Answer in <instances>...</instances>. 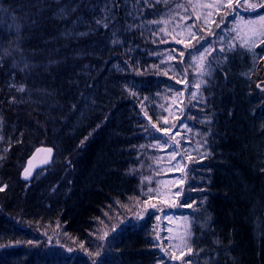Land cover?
<instances>
[{"label":"trees","instance_id":"trees-1","mask_svg":"<svg viewBox=\"0 0 264 264\" xmlns=\"http://www.w3.org/2000/svg\"><path fill=\"white\" fill-rule=\"evenodd\" d=\"M92 1L0 0V102L25 87L2 114L5 120L11 111L20 126L0 124V186L7 185L0 192V264H148L143 254L128 252L136 236L154 242L155 264H220L230 249L236 264H264V232L252 237L241 225L249 210L264 209V70L251 65L253 56L232 36L234 12L215 9L212 19L188 12L197 38L180 49L175 35L149 41L132 24L134 52L168 50L167 64L146 68L103 46L102 37L75 35L88 33L81 16ZM193 56L204 68L211 65L210 78L195 68ZM111 62L129 85L118 86L106 73ZM149 83L158 88L151 100L137 92ZM209 118L217 128L203 131ZM215 131L220 143L210 142ZM37 144L51 147L55 161L23 185L19 170ZM234 152H244L248 167L262 173L246 204L231 170L212 167L219 157L230 168ZM203 180L201 191L195 182ZM171 226L185 229L191 253L157 243ZM137 244L133 249L146 243Z\"/></svg>","mask_w":264,"mask_h":264},{"label":"rangeland","instance_id":"rangeland-1","mask_svg":"<svg viewBox=\"0 0 264 264\" xmlns=\"http://www.w3.org/2000/svg\"><path fill=\"white\" fill-rule=\"evenodd\" d=\"M206 1L208 0H167V3H164V0H161L160 3L156 4L153 0V4L149 6L143 3V0H115V4L111 3L110 0H93L90 2L85 15L81 16V19L85 21L89 31H98L100 34L102 33L101 43L103 46L116 49L119 53L124 52L127 55L125 56L127 59L133 58L135 65L138 62L146 68L155 66L163 67L164 64H167V48L151 51L148 48L141 47L138 52H134V43L131 41L132 36L130 34L131 28H129V25L132 26V24L135 23L136 30L141 35L149 38V41H151L150 39H159L163 42L165 35L174 34L176 39L181 42V44L178 45L180 49L184 39H188L193 32V28L188 27L191 25V23L188 22L190 19L188 12L194 13V15H205L206 17L213 14L210 11L203 14L199 10V7H206V5L212 8L210 4H206ZM258 1L259 0L255 1V3ZM106 3L108 7L111 8L113 17L110 21L109 29L95 24V19L103 17L104 12L102 10L105 8ZM177 4L181 5V7L177 8ZM261 15H264V11L257 15V17L243 19L237 16V20H244L245 24H240L238 21L234 24L236 27L235 36L240 39L244 51L253 56V61H251L253 64L251 65L255 67L261 63L264 57V22L258 19ZM212 17L213 16H211V18ZM154 20L158 22L151 23V21ZM113 28L116 30L115 37L112 35ZM113 39H118L120 43L114 45L112 43ZM102 44L100 47L104 49ZM257 49L260 52H258ZM46 66H48V64H46ZM113 68H116V70L113 75H110L113 76V80L116 84L121 86L125 82L129 85V81L121 78V67L117 62H112L106 71L110 72ZM43 70H45V67ZM53 75H55V73ZM152 85L153 83H149L146 87H142L141 90L137 92L140 93L142 97L146 96L151 100L153 98V91H158V88L156 87L153 89ZM242 222L245 223V220H242ZM164 238L167 239L165 244L166 248L170 247L174 250H188V246H186L187 243L183 240L185 237L182 236L179 228L170 230L169 234ZM253 240L254 238L251 237V245L255 248L259 243H254L255 240ZM130 251H132L134 255L141 254V249H129L128 252ZM167 254L171 258L173 257V254L169 251H167ZM138 263L139 262H137V264ZM233 264H236V261L234 262L233 260Z\"/></svg>","mask_w":264,"mask_h":264},{"label":"bare ground","instance_id":"bare-ground-1","mask_svg":"<svg viewBox=\"0 0 264 264\" xmlns=\"http://www.w3.org/2000/svg\"><path fill=\"white\" fill-rule=\"evenodd\" d=\"M79 33H82V32L75 33V35L80 36ZM88 35H92L95 37H101V36L96 35L95 32H92V31H88ZM230 52L233 53L232 48H230ZM221 62L223 63L226 61L221 60ZM262 68L263 67L261 65H259L260 72H262ZM115 70H116V68H113V71H115ZM254 84L256 85V81L254 82ZM17 92L10 93V94L4 96V100H2L0 102V117L4 118L5 116L2 115V114H4V110L7 108L9 109V108H11V106H13L12 103H10L9 101L11 100L12 97H15V94ZM1 95H2V93H0V97H1ZM256 99H257V97L253 96V100H256ZM5 115H6L7 119L3 120L2 122L10 123L16 128L20 126V124H21L20 120L17 119L11 113V111H7L5 113ZM8 126H10V125L8 124ZM216 128H217V125H215V124L203 123L201 125V129L203 131H210V130H214ZM259 134H260V130H257V132L254 133V135H256V136L257 135L259 136ZM125 140H126V136L124 135L123 141H125ZM217 141H218V143H220L219 138H218L216 131H215V134L211 133V135H210V142L215 143ZM227 142H228L227 139H226V142L222 141L224 148L227 147V144H226ZM242 142H243V140H242ZM239 144L240 143L237 144L238 147H239ZM43 146L44 145H42V144H37L33 147V149H38V148H41ZM209 149L212 151L214 149V146L210 145ZM240 149H242V151H243L244 148H240ZM245 149H247V148H245ZM208 153H210L211 157H213V159H214L215 153L209 152V151H208ZM229 156L231 157V162H230L231 167L230 168L227 166L224 158H219V157L216 158V160L213 162L212 167L214 170L219 169V168L225 169V170H231V172H232L231 174L234 177L235 188L237 189L239 194H241V195H242V193L244 194V197L242 198L243 200H241L240 202H243L244 204H246V203L251 201L252 192L259 188V186L253 187L252 183H256V185H257L258 180L261 178V177L259 178V176L262 175V173L259 172L258 168L254 169V171H253L251 169V167H248V165L245 163V160H244V152H234L233 154H231ZM115 164H117V167L119 165H121L117 161L115 162ZM106 172L108 174H110V173H112V170L110 171L107 169ZM108 174H106V175H108ZM206 184H207V182L205 180H203L201 182H195L196 188L201 190V191L205 189ZM258 184H260V183H258ZM124 193L125 192L122 191L120 194L124 195ZM189 201L190 200H187V199L185 200V202H189ZM137 202H141V201L138 200ZM246 208H248V207H246ZM28 220L33 222V223H37L32 219L28 218ZM243 220H245V223L241 222V225H242V229H243L242 231L243 232L245 231L244 234H248V235H251L252 237H254L256 235L257 231L264 232V209L262 211H259V212H255V210H253V209H251V211L249 210L247 218H244ZM38 224L40 226H44L40 223H38ZM55 225H57V224H54V226ZM258 238L259 237H256V239H258ZM166 242H167L166 238L161 239L160 241H157V243H166ZM131 243L134 246L133 248H136L138 246L137 243H139V244L140 243H146V244L140 246L138 249H141V254L144 255L142 257V259L144 261H147L148 264H155L159 260V257L157 256L156 251L153 249V243L154 242L148 243V242L144 241L143 237L136 236V237L132 238ZM130 259L131 258H129V260ZM233 259L234 258L232 256V249H230L224 253L221 260L220 259H218V260H220V264H233L232 263ZM218 260H216V261H218ZM7 264H11V263H7ZM74 264H85V263H84V261H76Z\"/></svg>","mask_w":264,"mask_h":264},{"label":"snow or ice","instance_id":"snow-or-ice-1","mask_svg":"<svg viewBox=\"0 0 264 264\" xmlns=\"http://www.w3.org/2000/svg\"><path fill=\"white\" fill-rule=\"evenodd\" d=\"M56 2L58 3L59 0H56ZM111 3L115 4V0H110ZM154 2L156 4L160 3L161 0H154ZM143 3L145 4H148L149 6H151L153 4V0H143ZM164 3H167V0H164ZM215 3L216 5H219V8L217 9L218 11H221V10H232V11H236L237 9L241 8V7H250L251 9L253 10H256L258 8H264V0H261V2L259 4L257 3H250L249 0H244L243 4H241V0H215ZM176 7H181V5L177 4ZM76 9L73 8L72 11H75ZM104 12V15L103 17L99 18V19H95V24L98 25V26H102L104 27L105 29H109L110 27V21L111 19L113 18L112 17V12H111V8L108 7V4L106 3L105 5V8L102 10ZM61 12H64V9L62 8L61 9ZM66 15V13H65ZM183 19V18H182ZM259 21L261 22H264V15H261L258 17ZM158 21H151V23H157ZM223 22V18H222V21ZM219 26V25H218ZM189 28H194L195 25H189L188 26ZM129 28H131V25H129ZM88 33L86 32H82V33H79L80 36H85L87 35ZM112 35L113 37L116 36V30L113 28L112 30ZM192 39H196L197 38V33L196 32H192ZM112 43L115 45V44H119L120 41L118 39H113L112 40ZM203 49V50H202ZM207 49L206 48H203V46H201V48H198L197 49V52L199 53V57L200 58H203L204 56V52H206ZM221 52H224L225 49L224 48H221L220 49ZM7 55H10V53H6ZM181 55H183V52H181ZM197 59L196 56H193V62H195V60ZM222 59L224 60H227V57H222ZM3 65L0 64V67H2ZM25 67L27 68L28 65L25 64ZM200 67L203 69V71L201 72V75L202 76H207V77H211L212 74H213V69L211 68V65H209L207 68H204L203 65H200ZM200 83L202 84H207V81L205 80H201ZM197 87H199L200 85L197 84L196 85ZM11 87H15V85H11ZM257 87L259 88L260 87V84H257ZM16 90L20 93H23L25 92V87L24 86H20L18 88H16ZM261 91H264V88H261ZM10 103H14V102H18L17 101V98L16 97H12L11 100L9 101ZM19 102H22V98H21V101ZM2 121H3V118L0 117V124H2ZM207 123H211V119L209 118L207 120ZM155 127V125H153ZM157 131H160V129L158 128ZM166 133H167V129L164 130ZM49 151H51V149H49ZM173 156L176 155L175 152L172 153ZM191 159V157H189ZM29 178V174H28V170L25 169V175H24V179L27 180ZM7 187V185H4V186H0V192H4L5 191V188ZM149 193H151L153 191V189L151 187L148 188L147 190ZM177 195H179V193H177ZM206 199V198H205ZM144 203H147V201H144ZM188 207H191V203H188L187 204ZM199 210V209H198ZM207 224V221H205L203 224L200 225L201 228L205 227ZM189 235H191V233H189ZM107 236V233H105L103 236H99L97 237V239H100V240H104ZM28 244H32L33 242L32 241H27ZM217 244L220 243V241H216ZM0 247H5V245L3 244H0ZM81 247H83V244L81 245ZM200 251H203V249H201ZM188 252L191 253L192 252V247L191 246H188ZM100 251L97 250L95 252V256H100ZM89 255L92 256L93 253L89 252ZM198 255V253H197ZM186 264H196L195 261H188L186 262ZM205 264H208L207 260L205 261Z\"/></svg>","mask_w":264,"mask_h":264},{"label":"water","instance_id":"water-1","mask_svg":"<svg viewBox=\"0 0 264 264\" xmlns=\"http://www.w3.org/2000/svg\"><path fill=\"white\" fill-rule=\"evenodd\" d=\"M52 159V152L47 148L36 149L31 156L26 160L24 168L20 172V180L23 182H29L36 170L41 169L49 165ZM25 169L28 170L29 178L24 179Z\"/></svg>","mask_w":264,"mask_h":264}]
</instances>
